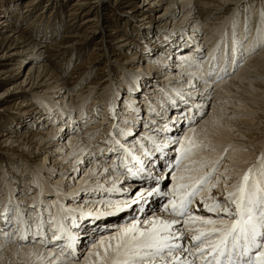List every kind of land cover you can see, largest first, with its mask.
<instances>
[{
	"label": "bare ground",
	"instance_id": "bare-ground-1",
	"mask_svg": "<svg viewBox=\"0 0 264 264\" xmlns=\"http://www.w3.org/2000/svg\"><path fill=\"white\" fill-rule=\"evenodd\" d=\"M110 1L95 0L94 7L85 13L89 0H78L66 26L72 33L65 34L62 43L58 42L54 47L61 46L69 51L76 47L77 51L82 41L100 36L97 43L104 51L105 63L111 59L119 62L120 59L112 58V55L126 51L128 56L124 62L129 67L135 64L140 68L139 63L145 62L146 70L156 73L162 72L154 64H163L161 69L166 70L176 59L177 51L185 50L177 58L180 61L175 63L177 68L173 76L187 83L185 86L170 84L171 80H176L170 76L134 81L122 72L126 96L119 97L116 92L114 106H103L101 93H96L110 79V75L104 76L105 69L104 74L101 73L103 79L92 83L88 90L85 88L86 92L82 89L70 92L66 78L45 60L46 46L29 41L22 28L19 30L13 25L10 10L16 7L3 5V12L0 7V12L9 17L0 20L3 70L12 76V71L21 68L28 55L35 52L25 79L21 83L14 82L13 87L18 93L16 96L29 98L22 101L29 107L27 111L38 108L33 116H16L17 122L12 119L13 122H9L12 124L0 131V141L10 146L17 144L22 156L35 157L39 161L35 168L22 162L20 180L13 177L12 173L16 171L9 166L10 174H0V264H111L113 253L105 256L101 241L107 242L110 236L137 221L143 226L145 220L153 218L186 219L172 216L170 206L169 211H165V206L172 199L173 188L178 183L194 184L205 175L215 187L203 185L198 198L205 195L204 201L209 204L211 197L223 202L228 193L235 192L249 169L247 190L264 200V191H261L264 190V46L252 52L258 44L264 43V9L254 12L246 6L241 11L240 3L230 8L232 0H143L151 6L137 5L133 12L140 15L142 19L138 21L147 26L155 27L158 21L167 23L165 20L170 17L194 23L193 30L175 37L169 36L174 34L172 30L154 31L144 36V43L148 45L145 50L135 39L123 35L114 40L116 48L109 47L107 42L101 44L112 34L116 36L115 30L110 36L104 35L108 26L103 25L105 19L99 15L100 8ZM162 4H166L163 13L154 15ZM247 11L249 13L245 14ZM84 15L87 17L74 28L75 20ZM118 28L124 35L132 30V26L124 22ZM200 28L204 30L203 39L198 38ZM73 29H77L76 35ZM221 32L224 35L219 39ZM153 37L161 43L166 38L165 46L147 43ZM138 54H141V60ZM243 58L244 66L232 77L238 61ZM183 66L193 69L187 71ZM77 82L76 88L83 81ZM149 88L151 91L154 88V93L148 94ZM210 94H213L211 105L207 102ZM54 97L59 98L58 101ZM8 98L10 96L4 101L11 102L12 98ZM136 104H139L138 109ZM209 106L211 110L206 115L204 111ZM199 116L202 118L198 120ZM52 119L64 122L56 129ZM106 123L111 127L101 134ZM81 126L86 127L78 131ZM66 131H70L72 137L63 134ZM155 143L161 150L153 147ZM145 149L148 155L143 154ZM128 150L134 151L145 165L144 170L134 169L141 178L129 171L126 160L132 163L130 166L136 165V161L126 156ZM78 174L75 185L74 177ZM165 177L169 179L167 185ZM22 179L23 185L20 184ZM123 181L128 182L118 190V184ZM17 184L22 187L19 192L14 189ZM157 189L159 195L155 194ZM16 198L19 200L14 201ZM85 201L93 206H77ZM197 204H201L198 210L189 209L193 216L217 218L216 213L204 209L201 201H196ZM189 227L195 229L200 225L189 221ZM174 230L185 233V239L180 243L186 246L191 236L188 228L180 223ZM92 238L96 243L88 248ZM39 246L60 253L56 258L49 253V258L42 260L44 256ZM97 252L99 257L95 255ZM179 255L182 259L194 260V264H205L200 256ZM207 259L212 257L207 256Z\"/></svg>",
	"mask_w": 264,
	"mask_h": 264
},
{
	"label": "rangeland",
	"instance_id": "rangeland-1",
	"mask_svg": "<svg viewBox=\"0 0 264 264\" xmlns=\"http://www.w3.org/2000/svg\"><path fill=\"white\" fill-rule=\"evenodd\" d=\"M56 1H58V3H55V0H0V7H1V12H3V7H2L3 5H11V6L14 5L16 7V8H12L10 10V12H13V16H12L13 25L18 27L19 30L22 28L21 30L23 31V34H25L27 36L26 38L29 39V41L33 40V42L36 44L40 43V45L44 44V46H46L45 48H46V50L48 49V51H46V53H45V55H46L45 60L48 61L50 66L55 68L59 72V74L63 75L64 78H66V80L68 81V89L70 90V92L74 91V89H78V90L82 89L83 92H86L90 86H93L92 83H94L96 81H100V79H103L102 78L103 76L101 73H103L104 69L106 70V73L104 76L110 75V79L108 80L107 84L105 83V85L100 88L101 90H99L96 93V95L97 94L99 95L101 93L100 98L104 99L103 106H106L108 108L114 106L113 105V97L116 94V92H118L119 97L124 98V96H126L125 95L126 88L124 86V83L122 82V74H121L122 72L125 73L127 76H129V78L131 80H134V81H142V79L147 78V77H149V78L155 77L156 79H158L157 77H160V79H163L165 77L170 76L171 78H176V80H171L172 83H170V84H176L178 86H181V85L185 86V84L187 83L186 81H183L180 77L173 76L175 74V68H177L175 63L178 64L180 61V60H177V58L179 57V55L183 54V52L185 50L177 51V57L175 60L172 61V63H170L171 60L166 62L167 63L166 65H168V66L170 63V66H169L170 68L167 66L168 67L166 69L167 71L161 69L163 67L162 66L163 64H160V63L154 64L156 69L160 70L162 72V73H156V71H154V70H146L147 64L145 62L139 63L140 68H137L138 65H135V64L131 65L129 67L128 64L124 62L127 60L126 56H128V55H126L127 54L126 51H124V53L115 52L116 55H112V58H115V59L119 58L120 59L119 62L112 61L113 59H111L109 62L105 63L106 58L104 57V51H103V49H99L100 45H98V43H97L101 39L100 36H97L93 39L87 40V42L82 41L81 42L82 45H78V49H80V50L77 49V51H76V47L73 50H70L71 52L69 51V49H66V48L64 49L61 46L60 47H58V46L54 47L56 43L61 42V38H64L65 34H70L69 32L72 33V30L67 29L66 26H67L68 21H70L72 19L69 17V14H73V12H72V10L74 9L73 5H75V3L78 2V0H56ZM232 1H233V4L230 5L229 7L231 8L236 3H240V4H242V8L240 9L241 11H244L246 6L251 7V10L253 9L252 11H254V12H257L259 9H264V6H263L264 0H232ZM89 2L90 3L86 5V7H88V8H86L84 10L85 13L94 7L93 3L95 2V0H89ZM148 3L149 2H143V0H122L121 2L119 0H117V1L111 0L110 2H106L107 7L106 6L101 7L100 11H99V15L102 14L101 16L105 19V21L104 20L103 21L106 22L103 25L108 26V28L106 27L107 29L105 30L104 35L110 36L112 34V32H114L113 30H115L116 36L112 34L111 37L105 38L101 44H103V42H107L106 45L108 44L109 47L116 48V45H115L116 42L114 40L117 39L118 36L123 35V36H126L128 38L131 37L132 39H135L138 42V44H140L141 49L147 50L148 45H145L143 37L144 36L147 37L150 34L155 33L154 31L172 30V33H174V34H169V36L175 37L177 34H180L181 32H185L186 30H193L194 23L192 22V20L186 21L185 19H181L179 21V18H177L175 20V18H173V17L166 19L165 21H167V23L158 21L155 27H152L150 25L147 26V23H145V22H139L138 20L142 19V18L140 17V15L135 14L133 12V10L136 8L137 5H140L141 7L142 6L150 7L151 4L148 5ZM145 4H147V5H145ZM165 7H166V4H162V7H158V9L156 8V10L154 11V15H159L160 13H163ZM15 9H16V11H15ZM28 9L31 12H29ZM130 11H131V13H129ZM1 12H0V20L9 18V17H5ZM95 13L96 12H94V14ZM201 13H203V12H201ZM246 13H249V11L245 12V14ZM88 16H90V15H88ZM248 16H250V14H248ZM85 17H87V15L81 16L78 19H76L75 20L76 25H74L75 26L74 28H76V26L78 24H80ZM250 17L253 18L252 16H250ZM221 20H223V19H221ZM249 20H251V19H249ZM123 22L128 23L132 26V30L125 33V35L121 34V32L118 28L119 24L123 23ZM238 22L240 23L239 19H238ZM239 26H240V24H239ZM78 27H79V25H78ZM180 27H182L183 30H181ZM23 28H24V30H23ZM94 29L97 30V28H94ZM223 29H224V27H223ZM73 30H74V34L76 35L77 29L76 30L73 29ZM203 31L204 30L202 28H200V30L198 31V35H199L198 38L203 39L202 38V36L204 35ZM137 33H139V34L142 33V34L140 36H138ZM135 34L137 35V37ZM223 35H224L223 32H221L219 34L220 37L218 36V38L220 39ZM159 37H161V35ZM154 39L155 38L153 37L152 40L147 41V43L148 42H150V43L154 42L159 47L161 42L158 39H156V40H154ZM219 39H217V40H219ZM38 41H40V42H38ZM162 41H164L163 43H161L162 45L165 42H167L166 38H163ZM67 43H69V42H67ZM154 43L152 45H154ZM263 44L264 43H261L260 45L258 44V46L252 52L254 53L255 50L257 51L258 49L262 48L264 46ZM65 45L67 46V44H65ZM163 46H165V44ZM100 48H102V47H100ZM112 48L110 49L109 54H111ZM51 49H52V51H51ZM59 52H60V54H59ZM131 53L133 54V52H131ZM132 54H131V56H132ZM245 55H246V53H245ZM33 56H35V52L28 55L26 63H23L21 68L18 67L12 71V76L8 73H5V71L3 70L2 63H4V62L1 59L2 56H0V59H1L0 60V98H1L0 99V131L7 128L8 125L12 124L9 122H13V121L17 122V120H15L16 116H23V117L33 116L32 113H35V111L38 110V108H37V109H34V111H32V110L30 111V109H28V111H27L26 109L29 107L26 106L25 105L26 103L22 102V101H26L29 98H25L22 95L16 96L15 94H18V93H15L14 87H13L14 82L21 83L25 79L27 71H28V65L31 64V62H33V60H30L31 58H33ZM138 56L141 60L142 59L141 54L140 55L138 54ZM245 58H247V56ZM245 58H243V60H241V61H238L239 62L238 67L235 70L234 74H232V77H234L235 73H238V71H240V67L244 66ZM106 65H109V66L107 67ZM191 69H193V68L184 67V70H187V71H190ZM1 72H3V73H1ZM70 75H72L73 77ZM79 75H81V76L79 77ZM77 77H78V79H77ZM85 77H86V79L83 80ZM229 78H230V76L227 79H229ZM77 81L78 82L83 81L79 85L78 88H76V85H75V83ZM218 83H221V82H216L215 84H218ZM190 85L194 88V85L192 83ZM148 90H150V91H148ZM147 91H148V94H151V92L154 93V88L152 89V91L150 88L147 89ZM24 94H27V92H24ZM8 96H10V98H12L11 102L6 101V100L4 101V99ZM41 97H43V95H41ZM208 97L209 98H208L207 102L211 105L213 94H210ZM10 98H8V99H10ZM123 98H121V99H123ZM54 99H56L58 101L59 98L54 97ZM145 99H146V97H145ZM31 102L33 103L34 101L31 100ZM56 104L59 106H63V105L65 106L64 103H62L63 104L62 105L60 102H56ZM138 105L139 104L134 105L136 109H138ZM90 107L91 106H88V108H90ZM209 110H211L210 106H209L208 110L204 111V113L206 112L205 114L208 115L210 112ZM77 117H78V115H77ZM123 117H125V115H123ZM200 118H202V116H199L198 120ZM12 119H13V121H12ZM52 120L54 121V122H52V126H54V128L56 126V129H57V125H61L62 122H64L63 120H61V121H57L54 119H52ZM64 120H66V119H64ZM42 122H43V120H42ZM85 127L86 126H81V128H79V129L77 128V130L78 131H80V129L83 130ZM110 127L111 126L109 123H106L105 126H102V129L100 131L101 134H103ZM140 130H141V128H140ZM63 134H67L69 136L70 131H66ZM75 136H79V135H75ZM70 137H72V135L69 136V138ZM9 146L10 145L3 144L0 141V174L3 175V173H5V172L8 173L11 170L8 171L7 169L12 168L13 171H16L15 173H12L13 177L16 176L17 179L20 180V178L23 175V172L21 169L22 165L25 162H27L31 168H35L39 161L35 157L29 158V156H26V155L22 156V154L20 153L22 151L20 148L17 147V144L12 145L10 147ZM174 149H176V148H174ZM173 157H174V153L171 154V159ZM23 159H25V160H23ZM96 159H99V156H96ZM12 160H15L16 162L13 164V163H11ZM22 162H23V164H22ZM8 174H10V173H8ZM78 176H79V174L74 177L75 185L78 182ZM0 179H1V177H0ZM129 180L133 181L132 179H129ZM165 180H166L165 185H167L169 182L168 177H165ZM128 181L120 182L117 186V189L121 190V188H123L124 185ZM20 184H22V185L24 184L23 179H22V181H20ZM70 185H72V183ZM21 188L22 187L17 184L14 189H16L19 192V189H21ZM20 192L23 193V190H20ZM16 196H18V195H16ZM0 197H1V193H0ZM13 200L17 201V200H19V198H16ZM77 206L88 208V207H92L93 205L90 204L89 202L85 201V202H79V204ZM145 207H148V206H145ZM95 243H96V241L94 238L90 242V244H88L87 247L89 248V246H91ZM37 245H39V244H37ZM41 247H42V255L44 256L42 258V260L48 259L49 253L54 255L55 258L57 257V254L60 253L58 251H55L52 248H44L43 246H41ZM41 247L39 246L40 249H41ZM88 248L87 249L84 248V249H86V251H87ZM84 256L85 255H83L82 257H84ZM50 257H51V255H50ZM51 260L54 261V258H52ZM49 262H51V261H49Z\"/></svg>",
	"mask_w": 264,
	"mask_h": 264
},
{
	"label": "snow or ice",
	"instance_id": "snow-or-ice-1",
	"mask_svg": "<svg viewBox=\"0 0 264 264\" xmlns=\"http://www.w3.org/2000/svg\"><path fill=\"white\" fill-rule=\"evenodd\" d=\"M250 174L251 169L242 177L237 190L228 193L223 202L214 197L210 198L211 204L201 200L206 211L217 214L216 219L193 216L189 212V206L209 182L208 175L194 184L178 183L165 211L170 206L172 216L186 219L153 218L145 220L143 226L134 222L110 236L107 242H100L104 255L113 253L111 264H194V260L182 259L179 253L200 256L205 264H264V200L248 192ZM189 221L200 227H189ZM180 223L191 233L186 246L180 243L185 233L174 230ZM95 255L99 257L98 252Z\"/></svg>",
	"mask_w": 264,
	"mask_h": 264
}]
</instances>
